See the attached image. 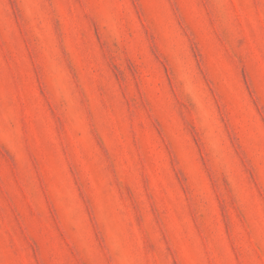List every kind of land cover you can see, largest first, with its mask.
Wrapping results in <instances>:
<instances>
[{"label":"rangeland","instance_id":"374dc122","mask_svg":"<svg viewBox=\"0 0 264 264\" xmlns=\"http://www.w3.org/2000/svg\"><path fill=\"white\" fill-rule=\"evenodd\" d=\"M0 264H264V0H0Z\"/></svg>","mask_w":264,"mask_h":264}]
</instances>
